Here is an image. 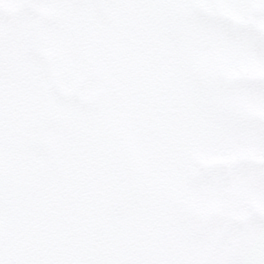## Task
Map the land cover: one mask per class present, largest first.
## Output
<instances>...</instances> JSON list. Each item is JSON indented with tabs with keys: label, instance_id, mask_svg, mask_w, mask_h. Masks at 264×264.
<instances>
[{
	"label": "snow or ice",
	"instance_id": "snow-or-ice-1",
	"mask_svg": "<svg viewBox=\"0 0 264 264\" xmlns=\"http://www.w3.org/2000/svg\"><path fill=\"white\" fill-rule=\"evenodd\" d=\"M0 264H264V0H0Z\"/></svg>",
	"mask_w": 264,
	"mask_h": 264
}]
</instances>
